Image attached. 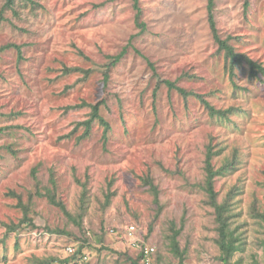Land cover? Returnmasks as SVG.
I'll list each match as a JSON object with an SVG mask.
<instances>
[{
	"label": "rangeland",
	"instance_id": "rangeland-1",
	"mask_svg": "<svg viewBox=\"0 0 264 264\" xmlns=\"http://www.w3.org/2000/svg\"><path fill=\"white\" fill-rule=\"evenodd\" d=\"M5 3L0 46L22 52L0 51V264L72 257L70 246L89 264H179L173 227L185 264H264V73L252 77L243 63L230 78L208 0H139L145 30L133 0ZM214 14L219 34L264 67V0H215ZM126 45L105 81L109 57ZM197 94L234 107L230 119L210 115ZM89 103L109 121L106 137L98 121L86 137L76 127ZM209 145L216 168L237 159L215 182L220 200L231 195L242 243L229 261L200 186ZM52 178L72 218L50 202ZM142 242L155 248L150 259Z\"/></svg>",
	"mask_w": 264,
	"mask_h": 264
},
{
	"label": "trees",
	"instance_id": "trees-1",
	"mask_svg": "<svg viewBox=\"0 0 264 264\" xmlns=\"http://www.w3.org/2000/svg\"><path fill=\"white\" fill-rule=\"evenodd\" d=\"M18 0H6V3L4 5L5 8H10L15 10V6L17 4ZM28 2H31L34 4V0H26ZM248 5V2L246 3ZM133 6L135 8V19L137 25L141 28V30L146 29V23L145 21L142 20V9L139 6V0H133ZM214 6H215V0H208L207 3V9H208V22L210 24V29L212 31V35L214 37V40L218 44V52H223L224 57L226 59V64L225 68L230 73V78L233 79L235 76V69L236 66L239 64L247 63L250 67V75L252 77H258L261 72L264 73V67L255 61H253L251 58L248 57L244 52L238 51L235 46L231 45L228 41V39H224L218 32L216 28V20H215V14H214ZM15 13H17L15 11ZM15 47L18 50V53L21 54V47L17 44L14 43H8L6 45L0 46V51L9 49ZM129 45H126L122 51H120L118 54L109 57L110 62L106 65L107 67L105 68L104 75L105 78L104 80L107 81L110 74V69L112 66L116 65L122 58L123 56L127 53ZM149 65L153 68L152 70H155V66L151 61H148ZM68 69V68H67ZM73 70V68H69ZM76 69V68H75ZM82 70V69H81ZM84 71V70H83ZM156 74V72H154ZM165 83L168 85L170 89H176L178 90L181 94H183L185 97L188 96V92L178 86L175 82L170 81V80H165ZM197 96L203 101V103L206 106V109L212 115L213 117H221L225 119H230L229 113L232 112L234 107H231L229 109L223 110V109H217L214 107L208 100H206L203 96L198 95ZM88 106L91 108L89 118L85 119L84 121H81L77 123L78 127L79 125H84L85 126V131L81 135L82 137H86L90 134L93 124L98 121L100 124L104 126V136L106 137V134L109 132L111 126L110 123L107 119H105L100 111V106L94 103H89ZM217 154V152L213 151V147L211 145L208 146L207 153H206V158H205V176L200 184L202 187L203 191L205 192L206 195V203L210 207L214 209L215 213V222H216V229L218 232V237H217V242L219 244V247L222 252V259L224 261H229V259L242 248V243L239 238V235L237 236L235 234V231L231 227V195L228 197H225L224 199L220 200L219 199V192L216 190V179L220 175H224L229 173L231 169H236L234 164L236 163L237 159L233 160H227L226 163L221 166L220 168H216L213 159L214 156ZM53 183L54 189H51L50 187L48 188V197L51 203L57 205L60 207L69 217L72 218L71 213L67 210L66 205L64 202L57 197L56 192V181L54 178L51 179ZM144 181L151 186V189L153 190L156 199H158V190L157 187L154 185L152 178L150 176H147L144 178ZM83 190H82V195L81 199L82 201H85L87 198V193H88V188L87 185L83 183ZM39 193L45 195L43 192L38 190ZM114 192L110 191L107 193L106 198L107 202H110V198L113 195ZM22 201L20 200V203ZM25 210V214H26ZM264 217V216H263ZM27 220V219H26ZM8 227V233L11 231H17V225H7ZM172 234L170 235V245H171V250L173 253L179 258V264H185V251L180 249L179 246V241H178V234L180 233L179 229H176L175 227L172 228ZM146 245V244H145ZM144 243L142 242V247L145 246ZM72 257H66L64 259H58L56 257H48V258H38L36 257L35 260L31 264H71L73 261V264H89L86 261L81 262V258H83L84 255L82 254V249H75L70 252ZM140 257H144L143 251L139 254ZM86 259V256L84 257ZM84 260V259H83Z\"/></svg>",
	"mask_w": 264,
	"mask_h": 264
},
{
	"label": "built area",
	"instance_id": "built-area-1",
	"mask_svg": "<svg viewBox=\"0 0 264 264\" xmlns=\"http://www.w3.org/2000/svg\"><path fill=\"white\" fill-rule=\"evenodd\" d=\"M128 231L130 234H134L138 230H136V227L134 225H132L130 227V230L128 229ZM134 242H136L138 245V242L136 239L133 241V243ZM73 250H74V247H72V246L68 247L69 252H72ZM141 251H143V253H144L143 259L146 260V259H150L151 255H153L155 253V248L152 245L146 244L144 247L141 246Z\"/></svg>",
	"mask_w": 264,
	"mask_h": 264
}]
</instances>
